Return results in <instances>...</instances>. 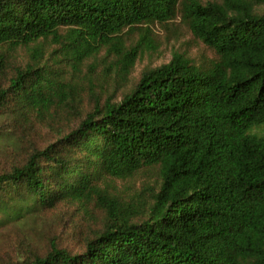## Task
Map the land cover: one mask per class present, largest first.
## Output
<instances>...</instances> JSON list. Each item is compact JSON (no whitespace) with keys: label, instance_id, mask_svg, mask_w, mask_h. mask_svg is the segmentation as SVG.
<instances>
[{"label":"trees","instance_id":"obj_1","mask_svg":"<svg viewBox=\"0 0 264 264\" xmlns=\"http://www.w3.org/2000/svg\"><path fill=\"white\" fill-rule=\"evenodd\" d=\"M178 17L213 57L173 52L117 96ZM109 58L111 91L92 76ZM0 116L55 134L0 172V226L62 201L105 213L78 252L51 239L8 264H264V0H0ZM145 167L155 191L118 192Z\"/></svg>","mask_w":264,"mask_h":264},{"label":"rangeland","instance_id":"obj_2","mask_svg":"<svg viewBox=\"0 0 264 264\" xmlns=\"http://www.w3.org/2000/svg\"><path fill=\"white\" fill-rule=\"evenodd\" d=\"M132 37L133 41H139L136 32ZM141 49V56L136 58L127 75V81L117 91V96L129 90L145 68H153L168 62L173 52L183 53L195 61L213 57V52L181 25L179 17L169 22L167 27L159 24L150 26V33L141 41ZM18 54L24 56L21 51ZM111 60L112 58H109L99 63L92 74L96 78L94 81L96 86L103 84L109 91L112 90V80L107 76H114L113 67L108 68ZM88 106L89 99L86 97L80 103L79 109L84 111ZM72 116L68 110L60 109L54 124L66 129L72 123ZM7 126L5 119L0 118V172L15 163H20L28 148L42 147L55 138L54 131L49 130L45 123L34 122L28 129L17 131L11 129L10 134L4 133ZM157 172L156 167H145L132 177L125 180L116 179L114 183L121 194L124 192L132 194L143 189L155 191L158 182ZM147 194L149 192L145 193L146 197ZM104 219V211L93 201H62L51 209L36 211L22 220L6 223L0 226V264H8L33 255H43L47 252L51 239L71 252H78L86 238L101 230Z\"/></svg>","mask_w":264,"mask_h":264}]
</instances>
